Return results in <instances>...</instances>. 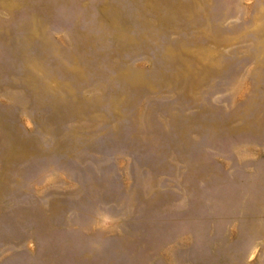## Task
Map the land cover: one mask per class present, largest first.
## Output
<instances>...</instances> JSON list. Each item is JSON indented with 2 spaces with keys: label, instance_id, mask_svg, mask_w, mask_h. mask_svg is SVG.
Here are the masks:
<instances>
[{
  "label": "rangeland",
  "instance_id": "1",
  "mask_svg": "<svg viewBox=\"0 0 264 264\" xmlns=\"http://www.w3.org/2000/svg\"><path fill=\"white\" fill-rule=\"evenodd\" d=\"M0 264H264V0H0Z\"/></svg>",
  "mask_w": 264,
  "mask_h": 264
}]
</instances>
